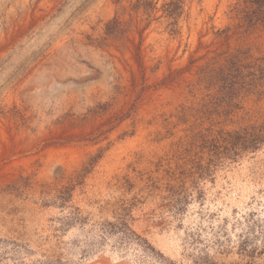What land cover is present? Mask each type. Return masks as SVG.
I'll return each mask as SVG.
<instances>
[{
	"label": "rangeland",
	"instance_id": "1",
	"mask_svg": "<svg viewBox=\"0 0 264 264\" xmlns=\"http://www.w3.org/2000/svg\"><path fill=\"white\" fill-rule=\"evenodd\" d=\"M245 1L0 0V264H264Z\"/></svg>",
	"mask_w": 264,
	"mask_h": 264
},
{
	"label": "trees",
	"instance_id": "2",
	"mask_svg": "<svg viewBox=\"0 0 264 264\" xmlns=\"http://www.w3.org/2000/svg\"><path fill=\"white\" fill-rule=\"evenodd\" d=\"M247 5L241 10L246 18L247 22L251 24H256L258 22L264 23V0H247ZM237 58V57H236ZM264 59V58H262ZM264 61V60H262ZM234 62L230 61V64ZM235 62L234 66L230 64L224 66V68H220L217 71V80L214 84H216L220 91L230 94V91H233L235 86L239 84L237 77L239 78L240 67ZM251 72L247 74V81L250 84H254L255 82H260L261 78H264V64H254L252 66ZM244 132V136L248 135L251 139V143L261 142L264 138V125L260 129H253V132L250 131Z\"/></svg>",
	"mask_w": 264,
	"mask_h": 264
}]
</instances>
